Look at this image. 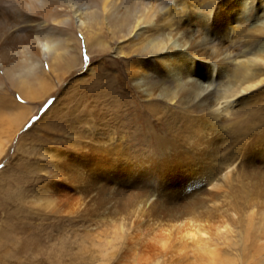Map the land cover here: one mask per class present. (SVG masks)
Segmentation results:
<instances>
[{"label":"bare ground","instance_id":"6f19581e","mask_svg":"<svg viewBox=\"0 0 264 264\" xmlns=\"http://www.w3.org/2000/svg\"><path fill=\"white\" fill-rule=\"evenodd\" d=\"M162 1H164V3ZM162 1L0 0V154L2 150L5 149H3V146L7 144V141H12L15 133L25 125L29 117L32 114L36 113L40 105L45 101V99H43L44 101L40 102V99L48 98L54 91L56 83H60L66 77L73 74L75 72L74 68L77 69V67H81L82 65H84V60L80 56L82 42H84V45H86L87 48L91 47L93 44L98 45L100 47L99 55L101 56L104 54L102 52H105L103 49L105 48L104 44L106 43L102 41L103 39L98 37V32H96L94 29L97 24L104 22L108 25L111 32L116 31L114 32V36L118 35V37L121 36L122 38H126L130 43L132 42V45L135 47L131 50V52L122 50L123 48L121 49L120 46L119 48L116 47V49L118 48L117 52L119 54H121L123 57L125 56L126 59H123V61L127 65L125 68L127 69L129 78L131 79L135 87L139 90L141 96H144V98L148 101L149 108L150 110H153V113H157L163 116L164 114H166V112L163 109H157V106L159 105L158 103L164 102L165 104H169L171 102H174L180 109L188 110L192 113L194 112V114L200 113V115L205 118V122L203 124V132H205L206 130L207 132L210 131L212 134L213 131L218 129L220 133V125H216L217 123L215 124L214 121L215 119H217V112L218 109L220 110L219 106L220 104H222V100L223 102L227 101L229 103H232L234 102V98L239 94L251 90L262 82L264 83V70L259 68V66L261 67L262 65H264V8L262 7V13L260 14L257 10L258 8H256L255 6L253 7L247 0H224L222 1L223 3H220V5L212 6L208 14H204L198 12V8V11L193 9L195 6H198L194 0H176L175 3L178 4V7H176L177 5L175 6L176 11L182 16V12L185 10L187 19L184 20L187 24L186 26L184 25V28H179L177 26L175 29L176 31L173 32V29L171 27H173L174 21H172L171 18L174 15L171 14V5H169L168 7L165 0ZM210 1L213 5L215 1L219 0ZM171 3L173 4V2ZM177 24H179V22ZM145 27L150 28H147V33L150 34H147V36H144L142 38L141 36L145 31L143 30V28ZM229 28H232V30H230ZM206 30L208 31V33L206 32ZM78 31L81 35H83L82 40L78 38L79 35L78 37L76 36ZM203 33H206L205 36L207 37V39L204 38L203 40H199L198 38H196V36L198 35L202 36ZM230 36L232 37L231 40L226 39V37L229 38ZM140 37L142 39H140ZM112 39L115 38L112 37ZM113 41L115 42V40ZM208 45L209 48H207ZM230 45H238L240 48L231 49L232 47ZM77 48L79 50L78 54H73V49L77 50ZM219 48H222L223 50L219 51ZM224 50H226V52H224ZM132 52H138V54L140 55L134 56L132 55ZM105 55L107 58V54ZM91 59H93V57ZM119 60L121 61L122 59L118 58L116 59V62ZM60 65H62L61 73L58 75H54L56 69L60 67ZM116 68L118 69V78L120 79V75H122V73L119 71L120 68L118 66H116ZM119 79H117L116 81L112 79L109 82V84L111 83V86L104 83V86L99 85L100 87L97 88L95 85H93V87L97 88V94L94 97L93 104H91L92 109L88 110V112L94 113L93 108L95 107L94 110L97 114L98 112L104 113V104L108 103V95H110V98L114 97L115 100L116 96L129 97L127 100L130 104L128 107V110L130 111L134 107L138 106L136 99L128 96L127 92L125 91V87L121 82L122 79H120L121 81ZM95 83L99 84L97 82ZM116 88L117 91L115 90ZM65 91H67V88H65ZM69 92H67V94ZM76 94L78 96V92ZM81 94L84 95V93ZM249 97L250 95H248V98ZM251 97L254 96L251 95ZM246 98H243L242 100L245 101ZM67 100L68 99L65 98V100L63 101L60 100L56 101L55 104L53 103L45 112L43 120L41 119V124H45L47 122V119L51 115L53 116V113L56 110L57 113H54L56 123L63 124L66 112L69 113V110H71L70 108L67 111L63 110L64 105L68 107L69 100ZM66 101L68 103H65ZM27 103H30L31 105H27ZM76 103H78V101ZM115 107L117 108V105ZM115 107L113 109H115ZM140 108H142L141 105ZM229 108H231L230 105L226 106L222 111H228ZM105 114L108 113L105 112ZM77 115L75 118H78ZM200 115L198 116L200 117ZM88 117L86 118L87 120ZM106 117H108L109 119V116ZM39 120L40 119H38V121ZM51 124H53V122ZM79 124L80 123H78V125ZM86 124H88V127H86V130L84 132V127L83 129H81L80 127L82 131H77L76 128V131H73L70 128L71 130L69 132L73 131V135L71 136L77 138L73 141L77 147L89 149L92 147L101 148L103 152H106L107 156H109L110 159L116 160L117 164L121 163V159L127 160L126 157H128L130 153L133 152L129 150L130 147H128L127 145L124 146L122 139L114 143H110V140L112 141V139L114 138L113 136L109 137V139H104L102 135L99 136L98 133H96V131L93 129L95 125L92 128V123ZM119 127L121 128V126ZM166 127H168V125ZM45 129L47 128L45 127ZM184 130H186V128ZM114 133H116V131ZM208 135H210V133H208ZM247 137H249V134L244 133L243 138ZM23 140H20L22 145ZM171 141L169 137L166 136L163 139L158 138L156 144L157 146H161V148L168 147L169 145H172ZM207 142L209 143L208 147L202 148L200 149V151H197L200 156L204 155V158L215 159L218 158V152H220V150L222 151L224 149L223 151H225V144L223 143L222 135H211L209 141ZM97 143L102 145L96 146ZM192 144H194V142ZM201 144H203V141ZM24 145L26 144L24 143ZM18 148L20 150V147ZM185 148L187 147L185 146ZM33 150L34 149H31V151ZM37 152L38 157L45 158L48 160V162H35L36 165L34 168L38 171L44 172L45 174H51L53 179L51 181L49 180V182L41 184L36 190V193L34 195L36 203H42L47 207L55 203L61 205L60 202H62V205L65 206V204H67L70 209H73V211L78 210V208L86 204L82 201V199H80L79 195H83V193L86 192L91 185H93L94 180L90 179V177H87L88 179H90V184L88 188H86V190H82L80 181H85V177L74 176L73 179L71 178L72 182H69V184L72 185L65 184V187H63V189L59 188L60 193L58 192V196H55V187L53 186L56 185L57 187V185L64 184L67 180L66 177L68 176L67 171L70 170V168L67 167L68 165H65L66 162L63 163V160H61L63 159V157L67 156V153L55 146L52 148H45L43 146H40ZM80 153L82 154V157H87L86 151H81ZM185 153H187V151ZM178 155H180V158H182V153ZM137 157L133 158L137 159ZM236 158L234 159V157L232 156H226L220 159L219 163L224 164L225 167H228L233 164ZM153 160H151L149 164H146L144 168H142L141 166V158L137 159V162L139 163H137L136 165L126 163L120 169H116L113 173V176H115V174L128 176V173L130 171L132 173H135L137 171V177H135L137 178V185L140 183L145 184L146 182L144 178H147L148 175L150 176L151 174L154 179L161 176H156V173L159 172L157 168L162 166L164 164V161L161 162L160 159L158 162H155V160ZM68 161L69 160H67V162ZM70 162H72V164H70L73 165L74 170L75 168H77L76 166L78 164H82L78 160L76 163L73 160ZM106 163L108 162H102V165ZM175 163L178 164L179 162H176L175 160ZM185 163H188V161ZM211 165L207 164V166H200L198 168L196 167L197 170L190 173V177L186 176L184 180L183 178L179 179L177 177V179L179 180V190L182 191L183 188L187 187V181L189 180V178L199 173L200 177L203 176L201 175L202 173L204 174L205 181L207 183L219 187L220 184L218 182L212 183L214 179V173L212 172ZM184 167H187L186 164ZM212 168L214 169V167ZM139 169H142L144 172H140ZM161 172L162 170L160 171V173ZM223 178L224 180H229V172L227 174L224 173ZM69 180L70 179H68V181ZM256 180L257 177L254 179V181L257 183ZM171 182H173V180ZM198 184L199 182L195 184L193 183L191 184V186L196 187ZM104 187L105 185H102L101 189H103ZM173 191L175 192L177 190ZM139 196H141L140 192L137 193V197ZM242 198H244V196H242ZM147 199L148 197L145 199V203ZM255 199V196H251L249 198V202L247 204L248 207H252V205H255ZM57 200L59 202H56ZM144 202L141 201L137 204V216L135 215L137 218H135V220L133 221V231L135 232V234L128 238V248L124 252L125 254L123 258L128 255L129 257L132 256V259H138V256L134 257L136 256L134 253L136 252V249L138 251V246L142 243L144 246L151 249H155L157 247H161L162 251L164 249V254L168 255V257L166 256L167 258H164L162 261H158L161 262L160 264H177L178 262L181 263L182 259L185 258L184 255L189 250V248L192 249L191 252L193 253V262H188L189 264H234V259L228 258L224 254H221L219 252V249L214 244L206 241V237H204L208 236V239H210L211 237L209 235L215 233L218 235L220 229L229 230V222L227 223V221H235L234 216H231L233 214H231L224 220L220 219L208 222L209 220H211L210 213L212 212L207 209L205 211L204 209L203 211L206 214L204 212V214H201V211L199 210L197 211L200 213L197 212L198 215L195 214L196 212L193 209L194 207H198L196 206V202L186 205L185 209H180L178 211L172 210L169 212L165 211L163 204L159 205V207L156 206V210H154L155 212H153V209H148V207L143 204ZM69 208H67V210ZM253 212L254 211H252V213ZM94 215H96V217L92 216L91 219H89V221H93L94 229H96L95 227H97L98 224H102L104 226L111 224L112 219L108 220L110 216L106 219V217L104 216L99 217L100 213ZM158 218L166 220V222L162 224L165 228L159 229L165 231L160 236H158V231L156 232L158 233L157 236L156 234H152L155 228H151L152 223L149 222L152 219H155V222H158V220H156ZM143 219L148 220L149 223L147 224V226H144L145 223H143ZM113 224L112 226L114 227ZM109 227L111 226L109 225ZM143 230H147L148 232L142 233ZM156 230L158 229L156 228ZM223 231L225 232V230ZM245 235L246 236H244L245 238L243 241L244 245L247 248L253 250V253H251L250 255L246 254V256L251 258V260L253 261L254 259L257 260L264 258V240L260 239L262 238V236H264V220L262 224L258 225V227L254 229L250 228L249 230H247V232H245ZM88 236V238H90V234ZM84 239L87 240V236L82 240ZM244 251H246V249H244ZM139 253L141 252L139 251ZM157 254L152 253V255L145 256L146 260H149L148 263L152 262L153 259L155 260ZM154 260L153 263H155ZM132 262H134V260Z\"/></svg>","mask_w":264,"mask_h":264},{"label":"rangeland","instance_id":"374dc122","mask_svg":"<svg viewBox=\"0 0 264 264\" xmlns=\"http://www.w3.org/2000/svg\"><path fill=\"white\" fill-rule=\"evenodd\" d=\"M175 1L176 0H165L168 7L171 5V14L174 15L171 18V20L174 21L173 27H171L173 32L176 31L175 29L177 26L179 28H184L187 24L184 20L187 19L185 10L183 11L184 13L182 12V16L177 13L176 7H178V4H176ZM194 1L198 5L193 8L194 10H199L198 12L208 14L212 6L220 5L224 0L215 1L213 5L210 0H202V2L201 0ZM247 1L253 7L255 6L258 8L257 10L260 14L262 13L261 10L264 8V0ZM162 2L164 3V1ZM171 2H173V4ZM173 6L176 7L174 8ZM178 22L179 24H177ZM147 28L149 27L143 28L145 31L141 36L142 38L147 36V34H150L147 33ZM94 29L98 32V37L103 39L102 41L106 43L104 44L105 48L103 49L105 52H102L104 54L101 56L99 55L100 47L98 45L93 44L91 47L87 48L86 45H84V42H82L80 56L84 60V65L77 67V69L74 68L75 72L73 74L66 77L60 83H56L54 87L55 89L50 96L48 98L40 99V102L44 101L43 99H45V101L40 105L37 112L32 114L26 121L25 125L15 133L12 141H7V146H3V149H5L2 150L3 153L1 152L0 154V264H160L161 262L158 261H162L164 258L168 257V255L164 254V249L163 251L161 247L151 249L144 246L142 243L139 244L138 251L136 249V252L134 253L136 255L134 257L138 256V259H132V256L129 257L128 255L123 258L125 254L124 252L128 248V238L135 234L133 231V221L137 218V204L141 201L144 202L147 197L148 199L146 200V203L144 202L143 204H145L148 209H153V212H155L154 210H156V206L159 207L161 204H163L165 211L169 212L172 210L178 211L180 209H185L186 205L196 202V206L198 207H194L193 209L196 212L195 214H197V210L201 211V214H204V209L205 211L207 209L212 212L210 213L211 220L208 222H211L212 220H224L233 214L231 216H234L235 221H227V223L229 222V230L223 229L225 230L224 232L220 229L218 235L216 233L209 235L213 238H210L211 240L208 239V236H204L206 237V241L214 244L221 254L234 259V264H264V258H262L263 260L254 259L253 261L251 258L247 257L246 254L250 255L253 253V250L247 248L243 243L244 236H246L245 232L250 228L254 229L258 227V225L262 224L264 220V83L262 82L251 90L239 94L234 98V102L232 103L227 101L223 102L222 100V104L219 106L220 110L218 109L217 112V119L214 121L215 124L217 123L216 125H220V133L218 129L213 131L212 134L210 131L207 132L206 130L203 132L205 118L202 117L200 113L194 114V112L192 113L191 111L180 109L174 102L169 104H165L164 102L158 103L159 105L157 106V109H163L166 112L163 116L153 113V110H150L149 108L148 101L144 96H141L139 90L129 78L127 69L125 68L127 65L123 61V59H126L125 56L123 57L117 52L119 46L121 49L123 48L122 50L131 52V50L135 48L132 45V42L130 43L129 40L122 38L121 36L118 37V35H115V37L114 32L116 31L111 32L105 22L97 24ZM230 30H232V28ZM206 32L208 33L207 30ZM205 35L206 33H203L202 36L198 35L196 38L199 40H203L204 38L207 39ZM76 36L81 40L83 39V35H81L79 31ZM112 37L115 39H112ZM141 37L140 39H142ZM226 39L231 40L232 37H226ZM113 40H115V42ZM230 46L232 47L231 49L240 48L238 45ZM116 47L118 48L116 49ZM207 48H209V45ZM218 50L220 51L223 49L219 48ZM78 51V48L77 50L73 49V54H78ZM224 52H226V50H224ZM105 54H107V58ZM132 55L136 56L140 54H138V52H132ZM92 57L93 59H91ZM118 58H121L122 60L116 62V59ZM61 66L62 65L56 69L54 75L61 73ZM116 66L120 68L119 71L122 75H119L121 76L120 79H122V81L118 78V69ZM263 66L264 65L261 67L259 66V68L264 70ZM112 79L115 81L119 79L123 83L128 96L136 99L138 106L130 111L128 110L130 104L127 100L129 97L116 96L115 100L114 97L110 98V95H108L107 102L109 105L108 103H105V106L103 105L105 107V110L103 111L104 113L98 112L97 114L94 110L95 107L93 108L95 114L88 112V110L92 109L91 104H93L94 97L97 94L96 89L100 86H104V83L109 84ZM95 82L99 84H96ZM93 85L97 88L93 87ZM109 86H111V83ZM65 88H67V91H65ZM115 90L117 91V88ZM67 92L69 93L67 94ZM77 92L78 96L76 94ZM81 93H84V95ZM248 95H250L249 98ZM251 95L254 97H251ZM65 98L69 100V103L67 102L68 100L65 102L68 103V107L64 105L63 110L67 111L69 108L71 110H69V113L66 112V114L64 112L66 116H64L65 120L63 121V124L56 123V118L54 117V113H57L56 110L53 113V116L51 115L47 119V122L42 125L41 121L43 120V116L47 109L53 103L55 104L56 101H63ZM243 98H246L245 101L242 100ZM77 101L78 103H76ZM138 101H141V104ZM139 104L142 108H140ZM27 105L31 104L27 103ZM116 105L117 108L115 107ZM228 105H230L231 108H229L228 111L223 112L222 110ZM114 107L115 109H113ZM85 111L90 114H87ZM105 112L108 114H105ZM75 113L76 115L78 114L77 117L79 119L75 118ZM105 115L109 116V119ZM198 115H200V117ZM87 117L88 120L86 119ZM38 119L40 120L38 121ZM52 122L53 124H51ZM78 123L80 124L78 125ZM86 123H92V128L95 125L93 129L99 136L102 135L104 139H109V137L113 136L114 138L112 141L110 140V143L122 139L124 146L127 145L130 147L129 150L133 152L126 157L127 160L121 159V163L117 164V161L110 159L106 152H103L101 148L92 147L89 149L77 147L73 142L77 138L71 136L73 135L72 132L76 130L82 131L81 129H83V127L84 132L86 127H88V124ZM167 125L168 127H166ZM119 126H121V128ZM45 127L47 129H45ZM184 127L186 130H184ZM70 128L73 131L69 132L71 130ZM115 131L116 133H114ZM208 133H210V135H208ZM244 133L249 134V137L243 138ZM203 134L204 136L208 135L206 137L209 139L211 135H222L223 143L225 144V151H223L224 149L222 151L220 150V152H218V158H204V155L200 156L197 153L198 150L200 151V149L208 147L209 144L207 142L209 139L204 137ZM165 135L169 137L170 141L173 139L171 141L172 145H169L170 147L161 148V146H157L156 141L158 138L163 139L166 137ZM198 135L202 137H199ZM19 139L21 141L24 139L23 145ZM202 141L204 145L201 144ZM193 142L194 144H192ZM24 143L26 145H24ZM101 145L102 144L99 143L96 144V146ZM184 145L187 148H185ZM40 146L45 148H52L55 146L67 153V156L63 157L61 160H63V163L66 162L65 165H68L67 167L70 168L69 171L71 173L67 171V183L65 182L64 184L57 185V187L56 185L53 186L55 187V196H58L60 193L59 190L63 189L65 184L72 185L69 184V182H72L74 176L85 177V181H80L82 190L88 188L90 179L94 180L93 185H91L83 195L78 194L80 199L86 203L78 208V210L73 211V209H70L67 204H65V206L62 205V202H60L61 205H58V203L51 205L53 209L51 206L46 207L42 203H36L34 197L36 190L41 184L53 179L51 174H45L34 168L38 162H48L47 159L38 157L37 151ZM18 147H20V150ZM31 149H36L37 151H31ZM81 151L87 152L86 158L82 157V154L80 153ZM184 151H187V153ZM181 153L182 158L178 155ZM226 156H232L234 159L237 158L232 165L225 167V165L219 163V161ZM133 157H137V159L141 158L142 168H144L146 164H149L153 159L155 162H158L160 159L161 162L164 161V164L157 168L159 172L156 173V176H161L154 179L151 174L150 176L146 174L148 175L147 178H144L146 183H140L138 185L136 182L137 178H135L137 177V171L135 173L130 171L128 176H121L120 174H115V176H113L114 171L120 169L124 164L130 163L131 165H136L139 163L137 162V159ZM67 160L69 161L67 162ZM72 160L75 163L78 160L83 165L78 164L76 166L77 168L74 170L73 165H71L72 162H70ZM104 160L108 163L102 165V162H105ZM175 160L179 163H175ZM187 161L188 163H185ZM185 164L187 166L186 168L184 167ZM189 164L193 167H190ZM207 164H212L211 169L214 173L212 183L218 182L220 184L219 187L207 183L203 173L201 174L203 175L201 177L199 176L200 173H195L196 175L189 178L187 181L188 186L186 185L187 187L183 188L182 191L179 190V180L177 177L179 179L183 178L184 180L186 176L190 177V173L196 171L198 167L207 166ZM212 167H214V169ZM161 170L162 172L160 173ZM139 171L144 172L142 169H139ZM228 172L229 180H224L223 175ZM87 177H90V179ZM256 177L257 183L254 181ZM68 179L70 180L68 181ZM172 180L173 182H171ZM198 182L199 184L196 187L191 186V184ZM102 185H105L103 189H101ZM173 190L177 191L174 192ZM138 191L141 193V196L139 197H137V193H139ZM242 196H244V198H242ZM251 196L256 197L254 200L255 203L253 202L255 205L248 207L247 204ZM56 202L59 201L57 200ZM67 208H69L70 211L69 209L67 210ZM252 211H254V214ZM99 213V217L104 216L106 219L110 216L108 220L112 219L111 224H109L111 227H109V225L104 226L98 224L97 227H95L96 229H94L93 221H89V219H91L92 216L96 217L94 214ZM156 220H158V222L156 221L157 223L155 222V219H152L149 222L152 223L151 228H155V230L156 228L158 229L156 231L154 230L152 234H156L157 236L158 233L156 232L158 231V236H160L165 231L159 229L165 228L162 224H164L166 220H162L161 218ZM149 222L147 219H143V223H145L144 226H147ZM231 230L235 231L232 232ZM147 232V230H143L142 233ZM86 234H90L91 239L88 238L89 236ZM83 236H87V240H85L86 238L84 239L85 241L82 240L84 238ZM260 239L264 240V236ZM244 249H246V251H244ZM191 250L192 249L189 248L184 255L185 258L182 259L181 263L178 262L177 264H189L193 262V253ZM139 251L141 253H139ZM152 253H158L160 255L157 254L158 257L156 256L155 260L153 259L155 263H153L152 259V262L148 263L149 260H146L145 256L152 255ZM133 260L134 262H132Z\"/></svg>","mask_w":264,"mask_h":264}]
</instances>
